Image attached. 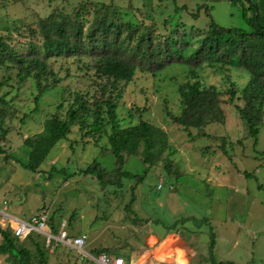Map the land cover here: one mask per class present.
Masks as SVG:
<instances>
[{
  "label": "rangeland",
  "instance_id": "1",
  "mask_svg": "<svg viewBox=\"0 0 264 264\" xmlns=\"http://www.w3.org/2000/svg\"><path fill=\"white\" fill-rule=\"evenodd\" d=\"M101 2L109 5V12H96ZM156 2L161 1L0 0V34L22 54L42 50V19L49 15L74 19L81 4L87 6L82 16L85 33L96 24L98 16L109 13L116 24L132 22L133 28L138 27L133 34L135 39L128 37L131 28L122 27L130 48L137 35L143 33L162 42L155 48L161 50H155V56L149 59L158 65L163 63L161 69L144 71L138 67L132 81L120 83L123 95L118 115L122 126L137 124L141 115L162 127L174 150L170 169L165 167L167 161L149 166L139 155L127 154L123 170L145 176L134 190L135 179L121 177L118 172L107 135L103 133L98 139L84 136L74 125L68 138L51 149L40 172H33L24 166L29 157L25 138L42 131L45 120L52 115L66 117L67 104L76 94L98 95L104 80L97 75L90 54L50 56L48 71L56 72L61 81L44 92L37 105L34 76L21 80L16 66L10 62L0 64V99L8 102L0 101V136L4 128L6 135L1 144L9 156L5 159L0 151V210L7 200L8 212L28 219L46 208L52 215L49 224L54 232L62 220H67L69 233L85 234V249L94 254L105 248L129 259L132 247H145L141 235L152 233L163 239L169 232L178 231L196 249L192 264H264V119L256 145L236 107L228 102V95L221 97L226 122L211 123L201 130H186L166 113L167 107L176 115L181 113L179 86L187 80L199 79L221 91H226L233 81L241 94L250 72L239 64L238 55L235 65L223 67H212L206 62L193 67L188 60L212 22L224 28L251 30L244 11L254 4L253 9L247 10L249 16L257 6L259 12H264V0ZM236 39L239 42V36ZM249 48L251 54L260 49L255 43ZM178 58L187 60L176 61ZM191 69L196 71V78ZM61 102L66 107L58 110ZM236 104L243 106L244 102L237 98ZM199 131L207 135L191 137ZM223 140L228 154L219 146ZM95 162L104 169L108 185L103 186L97 173L84 174ZM130 202L135 213L127 210ZM38 235L35 239L44 242V235ZM174 240L178 237L171 236L157 250L187 264L177 243L171 247ZM26 244L34 247L29 240ZM45 250L50 257L48 264H98L80 262L78 251L70 246L59 247L54 253ZM0 264L11 262L3 255Z\"/></svg>",
  "mask_w": 264,
  "mask_h": 264
},
{
  "label": "trees",
  "instance_id": "2",
  "mask_svg": "<svg viewBox=\"0 0 264 264\" xmlns=\"http://www.w3.org/2000/svg\"><path fill=\"white\" fill-rule=\"evenodd\" d=\"M159 1H161L160 4L158 2L156 4L161 5L163 0ZM108 7V4L101 2V6L96 9V12H104V9L105 12H109ZM257 7L259 8V6ZM257 7L251 16L247 10L253 9L254 4L244 11V17L252 27L251 30L238 27L224 28L212 22L209 24L201 44L196 48L193 47V54L188 60L194 65L193 67L202 66L204 62L212 67L235 65L236 55H238L239 64H242L250 72V80L240 95H238L239 88L233 81L226 91H221L216 85H205L199 79L187 80L180 84L181 113L176 115L168 107L166 113L184 129L197 128L201 130L211 123H225L226 115L221 105V97L228 95V102L236 107L242 120L247 124L249 133L256 139L255 144H258L259 127L264 119V12H259ZM75 12L74 19H59L54 15L42 19L40 22L44 35L42 50L33 49L29 54L18 52L10 45L5 36L0 34V64L10 62L16 66L18 77L21 80L34 76L38 89V94L35 97L37 105L42 94L61 81V77L56 72L48 71L47 60L50 56L64 54L77 57L90 54L93 56L97 75L104 80L103 83H100L101 88L98 95L78 93L71 102H68L67 107L64 102H61L58 104V110L66 107V117H61L58 113L52 115L45 120L42 131L25 138L23 143L29 149V157L24 166L33 172H40L41 165L51 149L61 139L68 138L72 127L78 125L84 136L91 135L98 139L103 136V133L107 135L110 149L119 165V174L124 178L135 179L136 184L132 187L135 190L138 183L143 182L145 176L123 170L127 154L139 155L149 166L167 161L165 167L170 169L169 165L172 164L170 155L174 154V150L171 148L168 133L162 127L142 119L141 115L137 124L121 125L118 108L123 91L119 85L123 81L126 83L132 81L138 67L144 71L154 69L157 72L161 69L164 66L163 63L158 65L149 59L155 56V50L160 49L155 48L162 42L153 40L151 34L143 33L137 35L135 44L130 48V45L125 42L126 38L123 37L122 27L125 25L126 28H131L128 36L130 39H135L133 34L138 32V27L133 28L132 22L116 24L110 20L109 13L98 16L96 24L85 33L82 16L84 12H87L86 4H81ZM236 36H239V42H237ZM253 43L260 49L251 54L249 53V44ZM126 53L127 55L124 56ZM167 54L169 56V53ZM182 60L186 61L187 59L178 58L176 61ZM191 71L193 77L196 78V71L194 69ZM48 74H50L49 77L45 76ZM3 83L1 82V84ZM237 98L243 100V106L236 104ZM0 101L8 104L3 98ZM142 110L140 109V111ZM24 117L22 122L25 121ZM108 126H110V130H108ZM1 131L0 151L4 154L5 159H9L1 144L6 130L2 128ZM203 135L207 134L199 131L191 137ZM225 142L226 140H223L219 146L228 154ZM13 159L16 162L19 161L16 157ZM94 173H97L103 186L108 185L104 180L105 171L98 162L89 166L84 172L85 175ZM115 183L117 184V182L112 184ZM127 210L135 213L131 208V202L128 204ZM73 217L70 223H72ZM51 219L52 215L50 214ZM0 234L2 237L0 257L6 256L11 264L49 263L45 243L37 241L34 237L40 235L31 234L22 240L15 236L11 228H1ZM27 240L32 242L34 247L28 246ZM94 252L95 256L103 252L110 253L105 248H99Z\"/></svg>",
  "mask_w": 264,
  "mask_h": 264
},
{
  "label": "built area",
  "instance_id": "3",
  "mask_svg": "<svg viewBox=\"0 0 264 264\" xmlns=\"http://www.w3.org/2000/svg\"><path fill=\"white\" fill-rule=\"evenodd\" d=\"M160 186H162L160 184ZM8 201L4 200V207L0 210L1 226L3 228H11L15 236L25 239L31 234H43L45 248L54 253L61 246H70L78 251L80 262L96 261L100 264H125V258L122 256H113L107 252H103L98 256L93 255L85 249L86 235L72 236L68 231L69 222L62 220L57 232L49 224L50 213L46 208H42L28 219H21L7 210ZM142 264H179L169 262L162 259H152Z\"/></svg>",
  "mask_w": 264,
  "mask_h": 264
},
{
  "label": "crops",
  "instance_id": "4",
  "mask_svg": "<svg viewBox=\"0 0 264 264\" xmlns=\"http://www.w3.org/2000/svg\"><path fill=\"white\" fill-rule=\"evenodd\" d=\"M0 227L3 228L1 226V217H0ZM79 235H82V234H79ZM171 236L178 237V240H174L172 242L171 247L174 248V246L177 243V245L179 246L178 248H180V250H181L180 253H182L183 257H185V260H187V262H188L187 264H192L193 258L196 255V249L192 248L185 240H183L178 231L169 232L163 239H160V237L158 235L152 234V233L147 234V235H144V234L141 235V238H142L141 240L145 244V247L144 248L132 247V249L129 252V259H127L123 255H121L120 253H115V254L110 253V254L113 256L124 257L125 258V264H142L143 262L150 261L152 259H162V260L169 261V262H175V263L183 264L182 262H180L176 259L177 257L175 255H172V256L171 255L170 256L164 255L163 256L162 254H160V251L157 250L165 241H168V239ZM86 243H87V240H86ZM87 251H89V250H87ZM109 251H110V249H109ZM89 252L93 254V252H91V251H89ZM93 255H95V254H93ZM98 264H100V263H98Z\"/></svg>",
  "mask_w": 264,
  "mask_h": 264
}]
</instances>
